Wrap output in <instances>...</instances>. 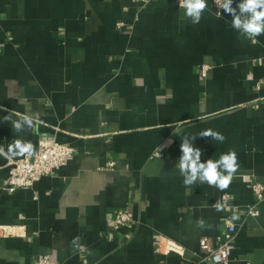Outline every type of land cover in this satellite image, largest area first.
I'll list each match as a JSON object with an SVG mask.
<instances>
[{
    "label": "crops",
    "instance_id": "obj_1",
    "mask_svg": "<svg viewBox=\"0 0 264 264\" xmlns=\"http://www.w3.org/2000/svg\"><path fill=\"white\" fill-rule=\"evenodd\" d=\"M206 2L192 24L176 0H0V147L75 149L14 193L1 189L7 162L24 155H0V264H209L200 239L222 235L228 216L240 224L230 264H264V200L246 214L264 185V34L252 43ZM23 116L32 126L17 131ZM185 136L201 162L235 151L226 188L183 183ZM124 207L139 224L114 231Z\"/></svg>",
    "mask_w": 264,
    "mask_h": 264
},
{
    "label": "built area",
    "instance_id": "obj_2",
    "mask_svg": "<svg viewBox=\"0 0 264 264\" xmlns=\"http://www.w3.org/2000/svg\"><path fill=\"white\" fill-rule=\"evenodd\" d=\"M135 2H148L150 0H133ZM179 6V0H176ZM213 7L217 12H223L219 9L213 0ZM124 22H119L118 27H124ZM209 66L202 68V74L206 76ZM163 152L154 153L156 157H162ZM75 156V149L65 143H61L56 138H43L39 142V146L32 154H24L22 158L10 159L7 162L9 168V177L7 183L1 187L5 192L14 193L19 188H31L45 175H54L62 167L66 166ZM114 163L110 162L112 166ZM228 175V174H227ZM226 175V176H227ZM255 197L254 202L247 208L246 214L249 216L258 215L257 206L264 200V185L255 181L252 186ZM222 201L225 203L226 211L233 212L232 206L228 204V197L223 196ZM139 221L133 216L132 212L127 208L117 210L113 221L111 222L112 230H119L122 227L133 231ZM240 224H238L233 216H228L225 220V232L217 236L214 240L209 237L200 239V248L203 258L209 264H230L231 262V245L238 232ZM2 230V227H0ZM33 264H56L47 258H39Z\"/></svg>",
    "mask_w": 264,
    "mask_h": 264
},
{
    "label": "clouds",
    "instance_id": "obj_3",
    "mask_svg": "<svg viewBox=\"0 0 264 264\" xmlns=\"http://www.w3.org/2000/svg\"><path fill=\"white\" fill-rule=\"evenodd\" d=\"M215 4L219 9H223L225 13L232 15V27L238 30L241 35L252 39V43L258 41L255 37L264 34V0H240L238 5L234 8L233 0H215ZM206 0H179V8L184 9L186 18H190L192 24H198L201 20L203 11L207 8ZM238 9V11H237ZM217 15L221 13L217 12ZM10 117H5L9 119ZM27 124L32 126V120L23 116L20 120L14 121V128L19 131ZM201 137H211L215 140L223 142L225 137L211 129L204 130L199 133ZM195 136L191 138L194 141ZM182 155L176 168L184 177L183 183L186 186H191L199 183H208L209 185H217L220 189L228 186L231 180V175L236 171V153L230 151L229 153L222 154L219 160L213 161L212 159L207 162H201L202 152L200 149L193 147L187 136L184 137L183 142L180 143ZM33 145L28 142L16 140L9 144L8 152L0 147V155L16 156L24 154H32ZM223 170L227 171L228 175H223ZM199 226L204 225V221H198ZM75 242V241H74Z\"/></svg>",
    "mask_w": 264,
    "mask_h": 264
}]
</instances>
